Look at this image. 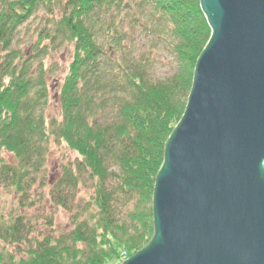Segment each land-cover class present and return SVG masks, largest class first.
Returning a JSON list of instances; mask_svg holds the SVG:
<instances>
[{
	"label": "trees",
	"instance_id": "1",
	"mask_svg": "<svg viewBox=\"0 0 264 264\" xmlns=\"http://www.w3.org/2000/svg\"><path fill=\"white\" fill-rule=\"evenodd\" d=\"M199 2L0 0V150L16 160L0 159V187L15 193L19 207L16 215H0V264H109L150 244L156 179L211 38ZM40 12L46 26L31 55L24 54L16 36ZM128 27L167 35L176 74L151 77L154 51L136 57ZM63 43L73 46V57L58 101L61 119L48 121L43 59ZM51 138L78 158L49 193L55 206H78L74 228L24 251L36 226L22 212L41 199L32 194L46 186L41 175ZM82 186L91 189L86 198H78Z\"/></svg>",
	"mask_w": 264,
	"mask_h": 264
},
{
	"label": "water",
	"instance_id": "2",
	"mask_svg": "<svg viewBox=\"0 0 264 264\" xmlns=\"http://www.w3.org/2000/svg\"><path fill=\"white\" fill-rule=\"evenodd\" d=\"M211 38L123 264H264V0H200Z\"/></svg>",
	"mask_w": 264,
	"mask_h": 264
},
{
	"label": "rangeland",
	"instance_id": "3",
	"mask_svg": "<svg viewBox=\"0 0 264 264\" xmlns=\"http://www.w3.org/2000/svg\"><path fill=\"white\" fill-rule=\"evenodd\" d=\"M46 15L40 12L36 17L24 26L20 27L15 39V47L20 49L24 54L31 55L33 48L38 43V32L46 26ZM130 32L134 35V40L137 43L136 57H140L143 54L149 53L153 50L152 54L155 58V64L152 67L151 77L156 80H165L168 77L175 75L178 67L176 65L173 54L170 50L166 49L167 43L170 38L166 35L163 38L159 37V34L148 35L146 32L134 28H130ZM51 49H49L50 51ZM51 53V52H50ZM49 55H45L43 64L47 71V87L49 88V100L45 109V116L47 120L61 119L60 112V93L64 79L68 73V67L73 57V46L63 43L58 49L52 51ZM36 66V64H35ZM51 130V127H50ZM48 153L46 156L45 170L41 177H45L46 186L43 189H35L33 194L36 198L41 195V199H38L34 207L23 211L25 216H28L32 222V225L36 226L31 236V241L25 243L22 250L27 251L30 246H34L37 240L41 241L46 235L54 236L56 238L65 236L71 233L74 228V212L77 211L78 206L74 205L70 210H65L61 207L55 206L49 200L50 190L56 181L61 178L64 166H68L74 161H78L77 155L66 147V145L59 140L51 138V142L48 145ZM0 159L3 161L15 164L16 160L12 155H9L5 150H0ZM91 189H82L78 193V198H86ZM18 200L13 191H8L0 187V215L4 217H10L16 215L19 211ZM10 254H14L13 248H7ZM0 250L2 249V243L0 242ZM23 251V252H24ZM19 257L21 254L17 253ZM136 255V254H135ZM134 254H124L121 259L111 262L109 264H123L124 261L129 260ZM4 264H9L4 263Z\"/></svg>",
	"mask_w": 264,
	"mask_h": 264
}]
</instances>
